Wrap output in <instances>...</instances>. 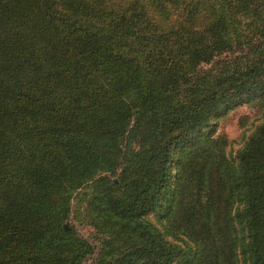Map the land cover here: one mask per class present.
Returning <instances> with one entry per match:
<instances>
[{
  "label": "trees",
  "instance_id": "16d2710c",
  "mask_svg": "<svg viewBox=\"0 0 264 264\" xmlns=\"http://www.w3.org/2000/svg\"><path fill=\"white\" fill-rule=\"evenodd\" d=\"M264 0H0V264H264Z\"/></svg>",
  "mask_w": 264,
  "mask_h": 264
},
{
  "label": "rangeland",
  "instance_id": "374dc122",
  "mask_svg": "<svg viewBox=\"0 0 264 264\" xmlns=\"http://www.w3.org/2000/svg\"><path fill=\"white\" fill-rule=\"evenodd\" d=\"M260 103L261 101H243L214 118L216 131L224 133L228 139L225 148L229 155L234 153L242 144L245 135L264 117V107ZM68 222L91 245V252L83 258L82 264H102L100 261L102 234L98 233L89 223L78 221L72 215L69 216Z\"/></svg>",
  "mask_w": 264,
  "mask_h": 264
}]
</instances>
